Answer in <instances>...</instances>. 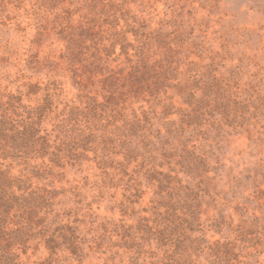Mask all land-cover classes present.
<instances>
[{"label": "trees", "instance_id": "16d2710c", "mask_svg": "<svg viewBox=\"0 0 264 264\" xmlns=\"http://www.w3.org/2000/svg\"><path fill=\"white\" fill-rule=\"evenodd\" d=\"M129 4V0H70L59 34L73 83L84 92L79 94L81 104L61 101L62 83L51 82L44 102L33 105L30 95L43 89L41 83H28L25 92L0 82V264H29L42 246L50 253L44 264L83 262L86 249L92 248L89 241L96 240L86 236L77 217L71 219L67 203L74 191L61 183L67 167L84 163L89 151L95 153V160L107 152V158L97 161L105 173L115 168L127 175L126 169L134 165L131 190L139 199L134 202L147 191L143 176L157 187L156 219L151 222L143 216L142 226L127 229L117 246L141 258L151 257V264H196L204 253L211 264L233 260L232 241L207 240L196 190L181 181L173 183L174 175L158 169L154 154L156 144L166 142L155 118L176 113L183 123L200 125L205 119L203 106L212 98L209 93L198 96L203 86L196 83H205L201 73L182 69L187 48L184 31L173 35L153 28L150 17ZM75 14H79L77 22ZM97 82L103 83L105 100L98 101L88 91L86 83ZM177 94L189 108L178 105ZM170 123L167 132L172 135ZM184 153L180 156L187 175L203 171L204 156L188 146ZM118 154L123 158L115 161ZM244 226L242 237L251 233ZM153 243L162 255L151 249ZM115 253L118 259L120 249ZM129 255L132 264H142Z\"/></svg>", "mask_w": 264, "mask_h": 264}, {"label": "rangeland", "instance_id": "374dc122", "mask_svg": "<svg viewBox=\"0 0 264 264\" xmlns=\"http://www.w3.org/2000/svg\"><path fill=\"white\" fill-rule=\"evenodd\" d=\"M129 1L135 11L150 17L153 28L173 35L184 31L187 48L182 54V69L201 73L205 83H196L203 86L198 96L209 93L212 98L203 106L205 119L200 125L185 124L176 113L154 119L166 141L157 143L154 150L158 169L174 175L173 183L181 181L196 190L207 240L232 241L233 260L223 264H264V0ZM69 4L70 0H0V82L9 84L13 91L25 92L28 83H41L43 89L30 95L33 105L44 102L51 82L62 83L65 92L61 101L81 104L79 94L84 92L73 83V72L62 57L65 45L59 34L61 24L67 21ZM78 19L79 14H75L74 21ZM86 85L90 95L105 100L103 83ZM221 93L225 96H219ZM176 99L178 105L189 108L178 94ZM215 99L221 104L214 103ZM170 120L172 135L167 132ZM48 126L53 127L51 123ZM185 146L204 156L203 171L184 172L180 155ZM88 156L81 165L68 166L61 183L74 191L67 203L71 219L77 217L86 236L96 240L89 241L92 248L86 249L83 262L72 260L70 264H132L129 254L138 253L126 252L117 243L127 229L142 226L143 216L151 222L156 219L153 200L157 187L143 176L147 191L134 202L139 200L133 196L135 189L131 190L134 165L124 168L127 175L115 168H107L105 173L97 161L107 158V152L102 151L98 160L93 151ZM109 156L113 159L112 153ZM122 158L118 154L115 161ZM243 225L251 232L244 237L240 232ZM144 247L150 246L144 243ZM151 249L162 255L155 243ZM49 256L42 246L29 264H44ZM207 257L204 253L196 264H211ZM138 259L134 261L152 263L148 256Z\"/></svg>", "mask_w": 264, "mask_h": 264}]
</instances>
